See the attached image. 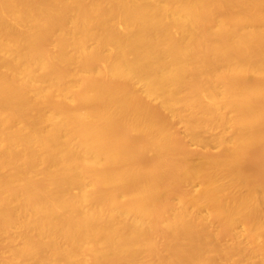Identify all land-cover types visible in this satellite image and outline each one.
<instances>
[{
  "label": "bare ground",
  "instance_id": "bare-ground-1",
  "mask_svg": "<svg viewBox=\"0 0 264 264\" xmlns=\"http://www.w3.org/2000/svg\"><path fill=\"white\" fill-rule=\"evenodd\" d=\"M0 264H264V0H0Z\"/></svg>",
  "mask_w": 264,
  "mask_h": 264
}]
</instances>
